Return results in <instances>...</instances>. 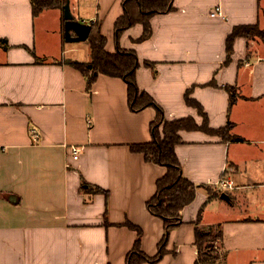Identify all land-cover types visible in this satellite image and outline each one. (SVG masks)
I'll return each instance as SVG.
<instances>
[{
  "label": "crops",
  "instance_id": "0c3cea01",
  "mask_svg": "<svg viewBox=\"0 0 264 264\" xmlns=\"http://www.w3.org/2000/svg\"><path fill=\"white\" fill-rule=\"evenodd\" d=\"M68 1L73 17L95 24L115 52L123 0ZM172 5L150 18L148 39L138 41L137 23L118 47L136 53L138 88L166 120L202 125L188 94L211 129L231 127L229 139L179 132L174 151L196 195L155 264H196V228L219 233L214 264H264V41L237 37L225 63L234 27L264 30V0ZM217 7L222 16H211ZM70 59L89 61V44L65 41L62 8L33 14L30 0H0V264H126L138 236L126 223L141 230L149 256L163 236L146 202L165 168L130 149L151 140L156 110L132 112L120 78L99 75L88 91ZM226 86L236 93L231 104ZM224 179L231 188L220 187ZM87 184L107 195L87 192Z\"/></svg>",
  "mask_w": 264,
  "mask_h": 264
},
{
  "label": "trees",
  "instance_id": "16d2710c",
  "mask_svg": "<svg viewBox=\"0 0 264 264\" xmlns=\"http://www.w3.org/2000/svg\"><path fill=\"white\" fill-rule=\"evenodd\" d=\"M66 1L30 0L33 14H37L44 9L62 8ZM172 4L173 0H123V14L114 24L116 51L113 53L106 51V38L95 30L96 25L93 24V29L91 28L87 39L90 60L87 62L68 60V63L79 70L86 78L88 91L99 75L120 78L126 83L128 106L132 112H138L147 107H153L156 110V117L150 124L151 140L146 143L131 145L130 149L141 153L145 160L165 168V173L156 181L155 193L146 202L149 212L162 220L164 232L158 243L156 254L149 256L140 248L141 230L126 223V226L134 229L138 234L132 250L126 256V264H155L160 261L166 253L170 231L181 224V210L195 198L196 186L183 176L181 164L174 151L175 146L181 142L179 132L182 130H201L219 135L225 139L230 138L231 123L228 122L223 128L211 129L202 106L197 101L190 99L188 94L185 96L186 104L198 110L203 117L202 125L198 126L191 117L173 121L166 120L162 109L156 104L154 99L149 94L140 92L138 88L136 71L140 64L136 53L132 50H123L118 47L121 34L137 23L143 26V33L138 41L148 39L152 34L150 18L156 14L171 12L173 10ZM251 36L263 38L264 30H261L256 25H243L233 28L226 38L225 63L230 62L235 39L237 37L247 38ZM144 64L145 66L153 65L149 62ZM212 84L214 83L212 82ZM224 88L230 95V104L233 103L236 100L235 91L230 86ZM234 140L240 141L241 139L235 138ZM87 192L107 195L103 189L91 187L89 184H87ZM195 236L196 245L199 249L196 264H214L218 259L217 255L216 257H211L207 253H204V255L200 253L202 244L210 238L218 240L219 233L212 236L196 228ZM200 255L202 258H200Z\"/></svg>",
  "mask_w": 264,
  "mask_h": 264
},
{
  "label": "water",
  "instance_id": "95a60500",
  "mask_svg": "<svg viewBox=\"0 0 264 264\" xmlns=\"http://www.w3.org/2000/svg\"><path fill=\"white\" fill-rule=\"evenodd\" d=\"M64 18V39L68 43H80L87 41L91 24L76 20L70 10L69 1L62 7Z\"/></svg>",
  "mask_w": 264,
  "mask_h": 264
},
{
  "label": "rangeland",
  "instance_id": "374dc122",
  "mask_svg": "<svg viewBox=\"0 0 264 264\" xmlns=\"http://www.w3.org/2000/svg\"><path fill=\"white\" fill-rule=\"evenodd\" d=\"M254 38L260 39V40H263L264 41V37L263 38L262 37L260 38V37L257 36V37H254ZM70 60H72V59H70ZM88 101L90 102V97H88ZM211 235L213 236L214 234H211ZM217 248H218V244H217L216 239L210 238V239L206 240V242H204L202 244V247H201L202 251H201L200 254L201 255H204V253H207V254L211 255V257H216V255H217L216 253L218 251ZM201 255H200V258H202Z\"/></svg>",
  "mask_w": 264,
  "mask_h": 264
},
{
  "label": "built area",
  "instance_id": "2783aa9c",
  "mask_svg": "<svg viewBox=\"0 0 264 264\" xmlns=\"http://www.w3.org/2000/svg\"><path fill=\"white\" fill-rule=\"evenodd\" d=\"M211 16H222V12L219 7H217L213 12H211ZM73 152V159H77V151L75 149L72 150ZM221 188H231L232 184L229 180H222L219 183Z\"/></svg>",
  "mask_w": 264,
  "mask_h": 264
}]
</instances>
